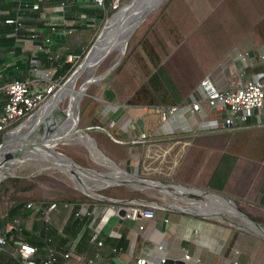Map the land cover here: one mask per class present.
<instances>
[{"label":"crops","instance_id":"crops-1","mask_svg":"<svg viewBox=\"0 0 264 264\" xmlns=\"http://www.w3.org/2000/svg\"><path fill=\"white\" fill-rule=\"evenodd\" d=\"M26 3L24 0H0V37H8V28H11V25H17L16 22L12 24L6 23V20H16L18 22L28 20L29 17L24 13L27 7L25 6L27 5ZM43 4L44 8L39 14V23L48 27V34L51 35L48 40L52 53L58 56L65 53L66 62L70 63L80 51L83 52L92 43L97 27L103 21L100 14L102 10L92 7L90 3H75L74 0H70V2L65 4L60 3V5L46 6L44 2ZM61 21H64L65 25H59ZM54 26L55 29L52 31L51 28ZM16 28L20 29L21 27L17 25ZM36 31L41 33L42 29H37ZM68 31H71V33H68ZM20 47L23 53L21 60L26 58L29 52L36 51L33 50L30 41L22 42ZM243 49L230 44H223L219 50L212 52L209 57L211 59L199 60L197 71L200 74L194 77L192 81L187 82L184 93H182L181 89L172 92L168 88L171 91V96L174 97V101H176V106L189 104L193 100H200L199 95L196 93V87L204 77H208L218 90H226L250 81L256 74L264 73V60L259 57V53L264 52V43L251 44ZM238 53H247L251 66L246 67L239 59ZM1 59L8 60L0 69L1 83L11 81L12 76L9 75L6 69L13 67L17 58H14L12 51L5 53L4 49L0 48ZM69 59H71L70 62L68 61ZM30 68L27 72L16 69V76L21 78L20 81L32 77L34 68L32 63ZM39 68L45 70L52 67L48 66L46 68L40 64ZM105 92L107 91H103L102 99L99 101L101 106H97L98 112L84 130H92L98 134L102 133L105 135L107 139H95L97 146L99 145L101 148H106L111 152V148L106 144L108 142L125 147L129 155L128 159H125V161L128 160L126 163L122 164L123 161L119 163L120 167L122 165L125 167V171L118 168L119 174L124 176L122 180L109 181L99 179L98 181L104 186L106 185V187H124L139 190L144 192L141 194L143 196H146L145 193L158 192L171 199L184 198L186 201L189 200L188 203L194 208H196V205L192 202L198 201L199 206H197L199 208L208 209L217 219H211V217L196 213V211L173 209L167 205H161L167 208L165 210L157 208L154 218L149 221L143 219L136 221L127 218L120 219L108 234L102 235L101 259L95 264H134L139 257L151 259L155 264H264V236L254 231L246 232L233 223L236 220L231 218L228 212L224 213L220 210V205L233 210L234 208L231 204L212 196H196L197 193L195 191L189 190L191 188L185 189L176 186L170 192L164 187H152L149 184L138 181L132 182L129 179V175L130 177L131 175L135 177L140 175L142 177L143 172L140 170L142 161L146 160L149 165L150 161L157 158L154 155V151L160 146L164 147L167 144L169 149L173 148L174 150L177 147L182 148L184 146L186 148L191 145L192 141L195 140L194 138H200L205 135L234 133L232 138L235 142L232 149L235 154H241L243 150H239L240 153H237L240 143H236V134L247 132L250 137L247 143L252 140L249 152L253 153L252 150L258 140L254 138L264 130V109L250 118L246 127L242 129L200 132V126L204 128L209 122L220 124L225 115L210 111L207 105L201 102V111L195 115H189L182 110L169 116L166 121H162L158 115L148 110V108L130 106L126 103V99L117 97L112 91L110 92L113 97L108 99L105 96ZM5 97L6 95L0 91V102H3ZM2 109L3 107L1 108L0 106V112ZM139 121L142 123V131L137 125ZM142 132L148 136L147 140L131 143ZM87 143L92 149L97 151L90 141H87ZM100 155L102 154L100 153ZM166 156L168 159L172 158V153L168 152ZM103 158L108 159L104 155ZM252 162L254 164H247L244 170H238V172L236 171L233 174L231 183L223 192L214 194L231 201L240 211L243 210L244 202H247L249 203L247 204L248 207L261 209L264 214V163ZM110 164L115 165L113 163ZM239 165L241 164L239 163ZM149 167L146 166L144 172H147ZM128 171L130 173H127ZM243 171L247 172L243 174ZM87 174L89 175V173ZM157 179L151 182L164 184L159 178ZM141 180L146 181L145 178ZM244 180L246 187L243 189L242 183ZM195 190L205 191L201 189ZM187 192H193V197H189ZM139 198L152 202V200L143 197ZM118 199L127 201L132 199V197H119ZM96 209L100 211L102 207L96 206ZM240 213L258 224L254 221L256 219L249 214L243 211ZM72 214L70 209L62 208L60 214L54 219L52 226L57 227V229L63 228ZM83 220L84 222L81 224L74 241L79 240L84 233L87 239L86 243H81L83 249H77L76 253L86 257H93L98 249L89 242L88 224L91 225V220ZM84 224L86 230H83ZM140 225L144 227V230L140 231L138 229ZM158 245L164 247L162 254L157 251ZM59 247L64 250H61L62 252L68 250L61 244H59ZM53 249H56V247ZM163 255L166 261L165 263H160V258ZM186 255L190 257L189 260L185 259Z\"/></svg>","mask_w":264,"mask_h":264},{"label":"rangeland","instance_id":"rangeland-1","mask_svg":"<svg viewBox=\"0 0 264 264\" xmlns=\"http://www.w3.org/2000/svg\"><path fill=\"white\" fill-rule=\"evenodd\" d=\"M128 1L122 0L121 8ZM115 14V12H111V15L99 24L92 43L83 52L80 51L74 57L75 59H72L71 73L63 81L57 82L54 96L68 77L79 65L83 64L89 48L100 39L106 31L108 20ZM164 17L171 20L173 24L171 29L166 25ZM261 39L262 41L258 42ZM256 43H264V0H166L131 35L123 58L115 69L107 72L116 61V53L106 58L92 73L91 76L98 77L101 75L102 79L91 82L87 86L83 96L78 101L76 110L73 112L74 124L71 136L61 139L53 147L52 155L61 161L73 162L74 166L78 168L77 171L80 169L88 173L103 172L105 174H114L118 172L117 168L125 171V167L123 165L120 167L119 163L123 161L122 164H124L128 161H125L128 159V150L125 147L107 142L106 144L111 148V152H109L106 148L103 149L99 145L98 147L95 141V139H107L104 134L84 130L98 112L97 106L101 104L99 101L102 99L103 91H112L117 97H123L128 102L132 98L134 90L138 89L151 73L159 71L162 80L172 92L181 89L184 93L187 82L192 81L194 77L200 74L197 71L199 60L211 59L209 57L212 52L219 50L223 44H230L243 49ZM153 60L157 61L156 70L151 63ZM87 77V72L82 73L74 83V90L78 91L85 84ZM73 93L74 91H70L61 100L55 102L46 111L41 124L37 125L36 129L39 126L40 132L46 134H53L57 130L63 129L64 113L60 112L66 111L73 98L71 95ZM35 118L36 115L26 117L8 129L0 137V140L12 139L16 143L19 139L30 137L27 136L26 125L23 124ZM34 126L35 124L30 127ZM18 127L21 128L15 132ZM232 134L234 133L194 138L195 140L189 147H177L176 150L169 149L167 144L164 147L160 146L154 151L157 158L150 161L149 165L146 160L142 161L140 166V170L143 172L142 177L146 180L151 178L158 180L157 178H159L165 185H180L220 194L219 192H223L231 183L236 171L244 170L247 164L253 163L252 161L259 164L264 163V158L259 159L258 155L249 152L252 140L243 148L239 146L237 150H243L241 154H235L232 149L235 142ZM87 141H90L102 156L108 158L107 160L115 164L117 168L112 171L104 165L92 153L91 146ZM39 145L40 147L44 146ZM33 146L38 147L37 144H33ZM168 152L172 153V158L168 159L166 156ZM15 158H18L17 162L8 164L0 172V181L7 178H19L20 182L17 183V187H26L27 190L15 195L19 197L17 199L25 200V202H37L59 196L67 197L76 192L85 193L86 191L95 194L102 190H108L110 194L118 197L134 198L139 196L152 200L155 207L167 205L173 209L196 211V213L205 214L211 219H217L208 209L199 208L198 201L192 202L196 205L194 208L188 203L189 200L186 201L184 198L171 199L158 192L145 193L146 196H143L134 189L105 187L106 185L101 184L96 177L82 178L78 181V178L73 179L69 174L52 168L46 163L28 159L25 154H20ZM146 166L150 167L147 172H144ZM246 172L243 171V174ZM136 177L144 179L140 175H136ZM244 179L246 178L244 177ZM80 181L84 185L86 184L85 186H89L88 191ZM4 187L5 184L0 185V213H3L9 201L14 199L12 198V187H10L9 193L3 191ZM242 187L243 189L246 187L245 180ZM168 190L172 191L171 188ZM192 193L187 192V195L193 197ZM247 204L249 203L244 202L241 211L255 218L258 224L264 228V217H262L264 214L261 209L248 207ZM233 223L246 232H252L240 222Z\"/></svg>","mask_w":264,"mask_h":264},{"label":"built area","instance_id":"built-area-1","mask_svg":"<svg viewBox=\"0 0 264 264\" xmlns=\"http://www.w3.org/2000/svg\"><path fill=\"white\" fill-rule=\"evenodd\" d=\"M90 4L94 8L117 13L121 9L122 0H110L108 4H106V0H93ZM25 6L32 10H38L37 4ZM5 22L9 24L16 22L19 27H22L21 23H18L16 20H6ZM59 25H65L64 21H61ZM54 29L55 26L51 28L52 31ZM30 31L33 33L37 32L36 30ZM68 33H71V31H68ZM33 37L34 36H31V38ZM44 43L48 44L49 40L45 39ZM38 50L45 52L50 61H54L58 58L57 54L41 46L38 47ZM238 57L246 67L251 66V61L247 53H238ZM259 57L261 60H264V52L259 53ZM68 61L70 62L71 59ZM32 64L34 68L30 79L24 81L11 80L3 83H1L2 79H0V91L7 97V102L0 114V132L5 133L15 123L22 121L26 117L29 118L35 115L54 96V90L58 83L53 79V68L41 70L38 61H33ZM263 80L264 73H260L254 75L250 81H246L234 88L218 90L208 77H204L199 81L196 87V93L200 97L199 101L193 100L189 104L182 106L151 107L148 108V110L158 115L162 121H166L169 116L182 110L189 115H195L201 111V102H204L210 111H215L225 116L222 118L220 124L217 122H209L204 128L200 126V132L242 129L246 127L250 118L264 109ZM147 138L148 136L142 132L139 133L136 140L131 141V143L144 142ZM77 180L79 181L81 178ZM82 185H84V183H82ZM84 187L87 190L89 186L84 185ZM82 194L95 202L76 205L57 202L45 205L41 201L25 202L21 210L23 212L29 211V216L23 222L19 216L15 217L6 226L5 232L9 233L17 227L19 232H21V228H23V231L32 232L35 230L36 235H40L47 230V227L53 224L54 219L60 214L61 209L67 208L71 210L73 213L72 215L75 217L87 221L91 220V225L89 224V226H91L89 231V242L98 249L93 257H86L76 253V243L78 240L73 241L70 248L65 252L53 248L42 252L37 247L31 246L27 242L17 241L13 252L10 253L13 260L18 264H95L101 259L100 250L103 248L102 230L108 220L115 217L119 210L125 211L123 219L127 218L133 221L143 219L149 221L154 218L157 208L167 209L161 205L155 207L153 201H146L142 198H132L128 199L129 201H123L120 199L104 198L100 196L98 192L93 194L85 191V193ZM102 202H105V205L102 207L103 210L101 209L98 211L96 206H100L98 203ZM83 227V230H86L85 224ZM138 229L142 231L144 227L140 225ZM4 251H6V241L4 237L0 235V253ZM157 251L159 254H162L164 252V247L158 245ZM113 252L115 251L113 250ZM185 259L189 260L190 257L186 255ZM165 261L166 258L163 255V257L160 258V263H165ZM134 264L155 263L146 257H139L135 260Z\"/></svg>","mask_w":264,"mask_h":264},{"label":"trees","instance_id":"trees-1","mask_svg":"<svg viewBox=\"0 0 264 264\" xmlns=\"http://www.w3.org/2000/svg\"><path fill=\"white\" fill-rule=\"evenodd\" d=\"M24 1L27 2L26 3L27 5H31L34 3L37 4L38 10H32L31 8H26L24 13L29 18L28 20H23L22 22H18V23H21L22 27L18 29L16 28L17 27L16 24H15L16 27L15 25H11V28H8V31H7L9 33V36L5 38L0 37V48L4 49L5 53L12 51L14 53V58H17L15 65L13 67L7 68L6 70L7 72H9V75L12 76V80H21V78H18L16 76V69L24 70L25 72H27L29 71V69H31L30 64L33 61H38L42 67L44 66L48 68V66H51L54 70L53 79L57 82H61L71 73L72 64L66 62L65 53L58 56L56 60L50 61L48 60V55L45 54V52L38 50V47L41 46L42 48L48 49L50 52H52L51 45L49 43L48 44L44 43V40L48 39L51 35L48 34V27L43 26L42 23H39V14L42 12L43 10L42 8H44L43 2L46 3V6H48V5H55V4L60 5V3L65 4V3L70 2V0H24ZM109 1L110 0H106V4H108ZM100 14L102 16V19L104 20L111 15V12L102 10L100 11ZM164 20H165L166 25H168L169 28L171 29L173 26L171 20L168 19L167 17H164ZM37 29H42V32L33 33L30 31V30L33 31ZM31 36H34V37L31 38ZM26 41H30L33 46V50H36V51L29 52L26 58L21 60L23 53H22L20 45L22 42H26ZM261 41L262 39L258 42H261ZM258 44H261V43H258ZM6 62H8V60L6 59L0 60V69L3 64H6ZM151 63L154 69L156 70L155 67H156L157 61L153 60L151 61ZM105 96L108 99H111L113 97L110 91L105 92ZM6 102H7V97H5L3 102H0L1 108L4 107ZM127 104L130 106H141V107H146V108L161 107V106L162 107H172V106H176V101H174V97L171 96V91L168 89V86L162 80L160 72L157 71V72L151 73L150 76L146 79V81L143 82L139 86L138 89L134 90V94L132 98L127 102ZM1 113L2 111L0 112V114ZM14 125H12L11 127H13ZM3 135H4V132H0V137H2ZM235 139H237L236 143H240V148H243L247 144V140L250 139V137L247 132H240L236 134ZM254 139H258V140L256 142L255 148L252 151L253 153L259 156L258 157L259 159H263L264 158V130L258 133V135ZM240 151L237 150V153H240ZM206 178H207V175H206ZM19 182H20L19 178H7L6 180L3 179L2 181H0V185L5 184L3 191L5 192L7 191V193H9L10 187H12V194H13L12 198H14L12 199L13 201H9V204L7 205L6 210L3 213H0V235L3 236L6 241V251L0 253V264H18L10 256V253L13 252L15 248V243L17 241L27 242L31 246L37 247L42 252L50 248H55V247L56 249L62 250L60 248L61 246L59 247V244L63 245L65 249H69L76 237L77 232L79 231L81 227V224L84 222V220L77 218L74 215H71L63 228L57 229V227L50 225L49 227H47V230L41 233L40 235H36L35 230H33L32 232L23 231V228L21 227H19L22 229L21 232H19L18 228L16 227L15 230L9 233H6L5 232L6 226L15 217L19 216L23 222L30 214L29 211L23 212L21 210L23 204L25 203V200L22 201L20 199H17L19 197L15 195V194H19L22 192L24 193L27 190L26 187L18 188L17 183ZM98 194L107 199H118L119 198L118 196L114 194L113 195L110 194L108 190L99 191ZM41 202H43L45 205H48L52 202L76 205V204H82V203H87V202L93 203L95 201L80 192H76L75 194L69 195L67 197L59 196L54 199H42ZM98 204L100 205V207H103V205H105V202L98 203ZM254 221L258 223L257 220H254ZM88 229L89 231L91 229V226H89V224H88ZM85 236L86 234L84 233L79 238L78 243L76 245V250L83 249L81 246V243L82 244L86 243L87 238H85Z\"/></svg>","mask_w":264,"mask_h":264},{"label":"bare ground","instance_id":"bare-ground-1","mask_svg":"<svg viewBox=\"0 0 264 264\" xmlns=\"http://www.w3.org/2000/svg\"><path fill=\"white\" fill-rule=\"evenodd\" d=\"M160 1H162V0H129L128 2H126V4H124V6L111 19H109V21L107 22V25H106V31L103 33V35L100 37V39H98L96 41V43L94 44V47L92 48V50L89 53V55L87 56V58L84 60L80 69L78 71H76L70 77V79L67 81L66 85H64V87H62L57 92V94L53 98H51L50 101L35 114L36 115V118L34 119L35 121L30 119V120L26 121L25 124H23V125H26L27 136H30V135L39 136V135H41L42 133L40 132L39 126L37 129H36V127H37V125L41 124V120L45 116L46 111L51 106H53L55 104V102L61 100L63 98V96H65L67 93H69L70 91H74V93L71 94V95H73V98L71 99V102L68 105L66 111L60 112V113H64L63 120H62V128L63 129L57 130L53 134H48L50 136L47 137V139H52V140H50L49 143H46L44 146H41V147H40V145L39 146L37 145L38 147H34L33 145H28L27 143L24 142V140H21L20 143L18 141V143L12 144V145L6 147L5 149H0V172H2L7 167L8 164L10 165V163H12V162H17L18 158L16 159L15 157L18 154L19 155L25 154V156L28 159H32V160H35L37 162L46 163L48 166H50L52 168H56L57 170H59L61 172L69 174L70 176L73 177V179L74 178H81L82 179V178L96 177L98 180L99 179H105V180H109V181H114L115 179L116 180H122L124 178V176L119 174V171L114 173V174H105L103 172H100V173H96V174L95 173H89V175L87 174L88 172H84L80 169L77 171L76 169H78V168H76V166H74V164L72 162L61 161V159L55 158L52 155V151H53V147L56 144H58L61 139H64V138L66 139L67 137L71 136L70 134L72 133V126L74 124V119H72L73 112L76 110V106L78 104V101L83 96V94H84L87 86L89 85V83L97 82V81H100L102 79L101 75L98 77L91 76L92 73L94 71H96L97 68L99 67V65L106 58L111 56L112 54L116 53V61H115L114 65L118 63V61L122 57L123 49L125 47L129 31L132 28H134V26L142 18H144L145 16L150 14L152 11L154 13L155 8L158 6ZM110 71H112V70H110ZM84 72L88 73L87 80H86L85 84H83L82 87L78 91H76V90H74V83H75V81H77V78ZM33 121L35 122L34 123L35 126L31 128L30 126L34 125L32 123ZM21 127H18L15 132H17ZM5 151H7L13 155V157L10 158L9 161L7 160L8 158L2 154V152H5ZM91 151L93 154H95V155L97 154L96 156L98 157V159L104 165H106L110 170L114 171L115 168H117V167H115V165H112V164H110V162L105 160L103 158V156L100 155V153H98V151H95L92 148H91ZM72 166H74V167H72ZM119 175H121V176H119ZM129 179L132 182H137V180L134 179L132 176L130 177V175H129ZM138 182H140V181H138ZM144 184H147V183H144ZM149 185L152 187L158 186V185H154V184H149ZM222 206L220 205V210L223 211L224 213L228 212L230 214L231 218H233L237 222H240L243 225L247 226L250 230L264 235V228H262L261 226H259L256 223L252 222L251 220L247 219L245 216H243L240 212L236 211L235 209H233L234 210L233 211L232 209H228V208L222 207ZM213 207H215V206H213ZM217 215H219V214H217Z\"/></svg>","mask_w":264,"mask_h":264},{"label":"water","instance_id":"water-1","mask_svg":"<svg viewBox=\"0 0 264 264\" xmlns=\"http://www.w3.org/2000/svg\"><path fill=\"white\" fill-rule=\"evenodd\" d=\"M93 0H74V2L75 3H90V2H92ZM166 0H162V1H160V3L158 4V6L155 8V10L154 11H156L157 9H159V7H161L162 6V4L165 2ZM153 13V11L150 13V14H148L147 16H145L144 18H142L135 26H134V28H132L130 31H129V33H128V36H127V40H126V44H125V47H124V49H123V54H122V57L120 58V60L118 61V63L117 64H115V65H113L107 72H109L110 70H113V69H115L118 65H119V63L121 62V60H122V58H123V55H124V52H125V50H126V45H127V42H128V40H129V38L131 37V35L134 33V31L138 28V26H140V24L147 18V17H149L151 14ZM113 17V16H112ZM111 17V18H112ZM110 18V19H111ZM109 21V20H108ZM95 43H96V41H95ZM95 43H93L92 44V46L89 48V51L87 52V54H86V56H85V58H84V60L87 58V56L89 55V53L91 52V50H92V48L94 47V44ZM84 62V61H83ZM82 65V64H81ZM81 65H79V67L68 77V79L62 84V87L64 86V85H66V83H67V81L70 79V77L76 72V71H78L79 69H80V67H81ZM90 84V83H89ZM61 87V88H62ZM137 125H138V127H139V129H140V131H142V123H141V121H139V122H137ZM86 131H87V129H86ZM42 133H44V132H42ZM50 135H48V134H46V133H44V134H41V135H39V136H33V135H30V137H26V138H24V139H19V140H17L16 141V143H18V141H19V143H20V141L21 140H24V142L25 143H27L28 145H33V144H37V145H39V144H42V145H45L46 143H49V141L50 140H52V139H47V137H49ZM12 144H15V141L14 140H12V139H3L1 142H0V149H5L6 147H8V146H10V145H12ZM93 145V144H92ZM94 146V145H93ZM95 147V146H94ZM95 149L97 150V148L95 147ZM98 151V150H97ZM99 152V151H98ZM100 153V152H99ZM2 154L3 155H5L8 159V161H9V159L10 158H12L13 157V155L11 154V153H9V152H7V151H5V152H2ZM58 154V153H57ZM19 155V154H18ZM17 155V156H18ZM64 157V156H63ZM8 163V162H7ZM6 163V164H7ZM73 163V162H72ZM74 164V163H73ZM76 165V164H75ZM134 179H136L137 181H140V182H143V183H147V184H154V185H158V186H160V187H164V188H166V189H172L173 190V188L174 187H176V186H178V187H183V186H180V185H164V184H161V183H156V182H151V181H143V180H141V179H139V178H137V177H135L134 175H131ZM183 188H185V189H189V188H186V187H183ZM189 190H192V191H195L196 193H197V195L196 196H200V197H207V196H212V197H215V198H218V199H222V200H224L225 202H227V203H229V204H231L232 205V207L236 210V211H238V212H241L235 205H234V203H232L231 201H229V200H226L225 198H223V197H221L220 195H217V194H214V193H210V192H207V191H200V190H195V189H189ZM136 192H139V193H141V194H143L144 192H142V191H139V190H135ZM172 192V191H171ZM124 216H125V211L124 210H119L118 212H117V215L115 216V217H112V218H110L109 220H108V222H107V224L104 226V228H103V230H102V233L103 234H108L110 231H111V229H112V227H114L115 225H116V223H118V221L120 220V219H123L124 218ZM260 235H262V236H264L263 234H260Z\"/></svg>","mask_w":264,"mask_h":264}]
</instances>
